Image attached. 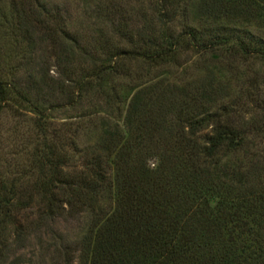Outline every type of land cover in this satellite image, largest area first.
Returning a JSON list of instances; mask_svg holds the SVG:
<instances>
[{"label": "trees", "instance_id": "1", "mask_svg": "<svg viewBox=\"0 0 264 264\" xmlns=\"http://www.w3.org/2000/svg\"><path fill=\"white\" fill-rule=\"evenodd\" d=\"M137 1L148 6L146 26L120 12L113 27L118 43H127L123 56L111 48L101 60L91 57V69L75 79H65L67 66L55 80L46 70L26 85L16 75L0 79V117L8 109L35 116L30 160L20 169L8 164L10 174L18 170L13 177L0 171V264H32L19 252L53 233L56 219L83 215L91 217L87 233L63 246L57 264H264V154L257 148L264 115L246 125L234 119L244 108L235 115L240 105L225 104L228 89L214 72L184 85L155 75L134 84L117 103V120L102 124L97 144L81 152L65 134L49 132L45 103L58 95L79 102L98 90L103 99L116 91L117 61L125 57L146 74L173 69L190 50L218 63L264 64V0ZM197 4L206 23L178 29L180 9ZM32 14L41 40L59 41L55 17ZM70 146L78 166L69 165Z\"/></svg>", "mask_w": 264, "mask_h": 264}, {"label": "rangeland", "instance_id": "2", "mask_svg": "<svg viewBox=\"0 0 264 264\" xmlns=\"http://www.w3.org/2000/svg\"><path fill=\"white\" fill-rule=\"evenodd\" d=\"M147 7L137 0H0V79H11L12 75H16L26 85L29 80L38 82L40 71L46 70L48 76L55 80L66 66L65 79H75L91 69V57L101 60L106 57L103 53L112 51L111 48H115L123 56V49H128L127 43H118V34H114L113 27L120 22L122 15L123 18L125 15L131 17V23L136 27H145L147 22H144L143 13L149 11L146 10ZM120 12L123 14L118 15ZM32 13L38 14L41 21L52 18L51 15L55 17L56 23H52V29L61 32L57 37L59 41L41 40L42 34L33 23L36 18ZM204 21L206 23L205 15L197 4L194 8L191 5L187 7L184 14L180 9L175 23L181 29L185 24L202 25ZM125 22L124 20L123 23ZM30 23L32 28L28 26ZM64 34L67 35L66 39L61 36ZM64 55L70 57L66 59ZM67 60H70L69 64ZM213 60L207 54L203 55L195 50L181 51L175 60V66H171L173 69H165L163 66L154 68L147 74L145 65L139 62H129L126 57L125 60H118V72L121 74L114 81L115 92L109 91L102 99L100 90L92 91L81 96L79 102L76 95L73 102H68L66 95H58L45 103L49 110L46 121L49 132H57V136L65 134L68 142L74 141L79 152L89 149L97 144L101 125L117 120V103L133 93L134 84L154 79V75L155 78L163 77L171 83L184 85L187 80L196 79L205 74V71L214 72L228 89L225 104L240 105L235 107V115L238 108H244L234 119L240 122L243 120V125H246L264 115V64L254 58L227 62L234 64L233 66ZM129 73L131 79L128 78ZM110 76L113 74L104 78L109 79ZM32 91L35 97L36 91ZM24 112L19 110L17 114L8 109L0 117V171H4L8 164L20 169L30 160L33 147L30 130L35 116ZM259 142L261 143L257 148L264 154V140ZM28 144L30 151L23 152L22 148ZM70 147H66V150L70 156L73 155L74 160H70L69 165L78 166L80 157L74 154V146ZM236 158L243 159V154ZM8 173L10 174L9 170ZM16 173L18 170L8 176L13 177ZM90 224L89 215L56 219L51 224L53 233H46L41 236V240L32 241L29 248L20 251L18 255L32 264H57V257L63 246L78 243L87 233ZM73 264H78L77 258Z\"/></svg>", "mask_w": 264, "mask_h": 264}]
</instances>
